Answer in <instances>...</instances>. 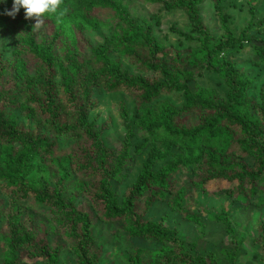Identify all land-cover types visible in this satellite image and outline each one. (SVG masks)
I'll use <instances>...</instances> for the list:
<instances>
[{"label": "trees", "instance_id": "16d2710c", "mask_svg": "<svg viewBox=\"0 0 264 264\" xmlns=\"http://www.w3.org/2000/svg\"><path fill=\"white\" fill-rule=\"evenodd\" d=\"M125 1L62 0L37 24L23 9L8 16L12 0L0 4V264H105L99 224L156 246L126 252L124 264H221L197 247L206 229L197 199L264 208V92L260 103L251 95L255 68L264 70L256 0L239 34L229 0H212L220 35L202 17L207 0H142L160 6L149 19ZM175 12L188 19L186 30L170 29L177 45L156 34L162 14ZM102 96L120 99L119 150L93 117ZM217 181L229 186L211 194ZM115 182L129 183L121 200ZM157 202L199 236H181L167 216L150 219ZM209 220L233 239L223 255L238 264L232 210L223 204ZM255 245L264 253V221Z\"/></svg>", "mask_w": 264, "mask_h": 264}, {"label": "rangeland", "instance_id": "374dc122", "mask_svg": "<svg viewBox=\"0 0 264 264\" xmlns=\"http://www.w3.org/2000/svg\"><path fill=\"white\" fill-rule=\"evenodd\" d=\"M250 0H229L227 2L228 14L231 15V26L236 31V34L244 29L251 18L249 13L250 7L253 6L257 9L256 17L264 16V2L263 0L253 1L250 6ZM130 4L132 13L135 17L141 19H149L158 13L160 6L147 4L142 0H126ZM234 4L235 8L231 7ZM163 23L161 26L157 27L156 34L161 41L168 44L177 45L179 40L176 35L170 34V29L173 25H176L181 30L187 29L188 19L182 12L175 13H163ZM202 17L205 23L212 28L217 34H221L220 27L217 23V19L214 13V7L212 0H207L202 7ZM93 44L96 45L103 41V35L93 37ZM260 75H257V81L255 87L251 92V95L255 97L258 103L261 102V95L264 92V70L261 68H255ZM204 83V82H203ZM223 91V90H222ZM101 105L94 112L93 117L99 125H109V130L107 131L106 142L110 148L119 150L125 139L126 131L122 125V121L119 116L120 99L118 98H108L102 96ZM165 100H171L176 105L181 104V99L177 96H165ZM131 100H128L130 102ZM227 183L217 181L212 182L209 186L211 194L219 189L227 188ZM232 186V185H231ZM229 188H232V187ZM129 183L117 185L115 182L116 196L119 200L122 199L123 193L128 189ZM83 199L79 200V203H83L82 207L89 204L82 202ZM196 208H204L205 212L203 214V221L206 224L205 235H203V240H200L197 247L208 251H215L218 253L221 264H228L223 255V250L229 249L233 239L230 238L225 227L222 225L215 224L209 220V216L220 211L222 205L227 209L232 210V224L236 229L238 239L242 241L241 244V256L238 259V264H264V253L263 250L255 245V235L256 229L261 221H264V208H244L240 204L232 205L225 198L219 199L215 196L206 195L205 197L197 199ZM193 210V206L191 207ZM163 216L168 217L167 224L170 227H175L181 236L186 239H194L199 236L197 227L184 220V218L171 211V209L161 202L154 204L153 208L149 213L150 219L158 220ZM50 228V224H48ZM97 232H100V243L104 247L105 252V264H124L123 258L126 252L134 250L136 248L144 247L148 250H155L156 246H149L146 242L141 239L127 240L125 234L121 231V225H104L99 224L97 227ZM96 235H98V233ZM195 252H197L195 250ZM70 252L66 251L62 255V260L67 261L68 259L73 263V259L69 256ZM1 251H0V262H1ZM29 263V260H25Z\"/></svg>", "mask_w": 264, "mask_h": 264}, {"label": "clouds", "instance_id": "9594fccd", "mask_svg": "<svg viewBox=\"0 0 264 264\" xmlns=\"http://www.w3.org/2000/svg\"><path fill=\"white\" fill-rule=\"evenodd\" d=\"M6 0H0V4ZM62 5V0H12V8L6 11V14L12 18L23 9L24 18L34 19L37 23L45 18L58 15V9Z\"/></svg>", "mask_w": 264, "mask_h": 264}]
</instances>
